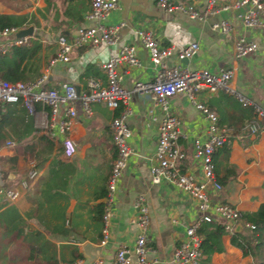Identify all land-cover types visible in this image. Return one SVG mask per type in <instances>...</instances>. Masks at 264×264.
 Returning a JSON list of instances; mask_svg holds the SVG:
<instances>
[{
  "label": "crops",
  "instance_id": "obj_1",
  "mask_svg": "<svg viewBox=\"0 0 264 264\" xmlns=\"http://www.w3.org/2000/svg\"><path fill=\"white\" fill-rule=\"evenodd\" d=\"M6 1L3 4L0 0V13L25 15L30 23L22 27H33L29 37L40 43L39 75L57 50V36L72 44L76 27L93 24L85 19L90 0ZM172 1L191 5L199 18L191 19L180 11L166 13L155 0H118L117 8L104 21L106 25H120L115 43L72 46L68 61L49 66L42 87L57 88L59 83L67 82L84 91L87 78L103 85L105 76L101 64L126 45L134 47L138 64L123 62L117 66L119 84L128 88L136 80H152L154 68L136 37L138 29H148L161 47L171 46L176 50L189 42L197 43L198 50L192 57L180 61L170 57L165 59L167 65L205 68L210 72L230 69V87L264 110V29L244 28L237 18L244 9H220L235 0H215L212 6L208 5L209 0ZM260 16L264 19V10ZM221 20L229 25L226 33L211 28ZM239 37L254 41L257 49L236 57L233 43ZM197 99L216 114L217 124L226 130L229 142L227 151L219 147L212 154L214 176L221 188L209 195L210 202L234 206L241 214L254 212L264 201V131H239L241 125L254 119L252 106H241L235 97L221 90L200 92ZM127 103L126 124L131 134L126 143L131 152L117 182L104 245H99L100 213L105 180L116 153L109 124L121 106L113 110L94 102L87 115L75 101L76 114L67 133L75 148L69 157L62 154L61 136L50 137L38 126L37 114L25 111L28 116H23L20 124L21 127L27 124V130L20 139L6 128L0 161L4 157L11 160H6L0 168L3 175L0 173V184L16 188L19 194L11 203L0 202V211L12 207L21 220V234L25 236L22 243L12 233L0 238V264H49L52 260L56 264L73 261L113 264L115 250L130 247L137 234L131 220L136 213L133 202L138 197L147 208L146 259L154 261L152 264H175L171 259L172 250L185 240L186 227L198 217L195 202L170 183L149 181L148 166L152 162L159 111L154 109L155 120H150L149 101L140 93L131 94ZM168 108L179 120L177 143L185 154L179 166L199 178V166L192 158V140L204 139L206 121L183 93L169 97ZM42 137L49 139V143ZM7 141L13 145L6 146ZM31 172L33 177L26 178ZM23 178L24 186L20 184ZM234 230L241 229L236 225ZM222 243L224 250L213 253L209 264H255L250 256H243L229 244L228 233L222 236Z\"/></svg>",
  "mask_w": 264,
  "mask_h": 264
},
{
  "label": "built area",
  "instance_id": "obj_2",
  "mask_svg": "<svg viewBox=\"0 0 264 264\" xmlns=\"http://www.w3.org/2000/svg\"><path fill=\"white\" fill-rule=\"evenodd\" d=\"M215 0H209L212 6ZM118 0H90L89 10L85 19L93 21L90 26H78L75 29L72 44L66 42L61 35L57 36V50L48 59L44 71L34 81H7L0 78V104L20 101L27 114L40 116L38 126L44 132L53 137L61 136V150L66 157L74 153V143L69 138L75 118L74 102L77 101L81 110L89 115L90 104L103 103L108 109H117L118 113L110 121L109 128L112 143L115 148L109 173L105 180V193L100 213V239L99 245H104L109 234V223L113 205L114 194L118 179L125 167L127 157L131 149L126 140L131 134L126 124L129 114L127 102L133 93L144 95L149 101L147 109L150 120L154 121V109H158L157 136L152 155V162L148 166L149 181L153 184L167 182L178 190L187 194L195 202L198 213L196 221L185 229V240L180 242L172 250L171 259L175 264H198L200 259V237L195 229L201 222H211L220 219L223 229L227 233L240 229L250 228L251 225L241 218L240 211L231 205L221 202H210L209 195L220 190V184L214 176L212 162L213 152L221 147L226 139V130L217 124L216 114L209 110L198 99L200 92L215 93L219 90L232 95L241 106H252L254 119L241 125L240 132L256 133L264 131V110L246 99L236 89L230 87L232 77L230 69H222L210 72L205 68H188L177 64L167 65L165 59L173 57L176 61L189 59L198 50L195 41L189 42L183 47L174 50L171 46H159L152 32L148 29H138L136 37L141 46L146 50L148 58L154 68V76L148 81H134L130 87L125 88L119 84L117 66L123 62L128 65H137L134 47L122 46L115 55L110 56L101 64L105 76L102 85L94 78H87L85 90L77 92L75 86L67 82H61L57 88L42 87L49 66L56 62L68 61L71 47L99 43L112 45L116 41V32L120 25H106L104 23L109 13L117 8ZM155 4L166 13L175 11L185 12L191 19L199 18L191 5H181L172 0H155ZM244 9L237 14L238 21L244 28L260 27L264 29V19L260 14L264 10V0H235L230 5H223L220 9ZM23 27H4L0 29V53L6 52L11 46L26 44L29 36L14 37L16 31ZM221 33H226L229 25L221 20L211 25ZM257 49V44L243 37L237 38L233 43V52L236 57L249 55ZM176 93H183L187 100L197 109L206 121L203 140H192V158L198 164L200 177L188 173L179 165L185 154L179 148L177 140L180 136L179 120L169 112L168 98ZM39 105L40 109H36ZM62 110V114L59 115ZM6 146H12V142H6ZM33 172L26 178L31 179ZM20 184L25 185V179ZM16 188H7L0 184V202L7 204L13 202L18 196ZM140 197L134 200L136 209L135 218L131 222L137 227V234L130 247H118L113 256V264H152L154 261L146 259L148 247L146 245V231L148 224L147 208L139 202ZM133 259V262H132ZM99 261L94 264H98ZM67 264H80L73 261Z\"/></svg>",
  "mask_w": 264,
  "mask_h": 264
},
{
  "label": "trees",
  "instance_id": "obj_3",
  "mask_svg": "<svg viewBox=\"0 0 264 264\" xmlns=\"http://www.w3.org/2000/svg\"><path fill=\"white\" fill-rule=\"evenodd\" d=\"M29 23L25 15L0 13V29L10 26L22 27ZM39 49V41L29 38L26 44L13 45L6 52L0 53V78L7 81H34L39 76L41 64L37 54ZM10 104L17 108L15 110L14 108L11 109ZM117 112L118 109L115 113L117 114ZM23 116L28 115H26L20 101L0 104V146L5 139L7 127L17 139L23 136V133L27 130V124L23 123L22 127L20 124V122H23ZM42 139L49 143V139L47 140L43 137ZM228 143L226 139L219 149L227 151ZM34 156L38 163L37 154L34 153ZM6 160L11 159L2 158L0 168ZM0 173L1 177H3L2 169H0ZM99 206L101 208V204ZM241 218L250 224L251 227L228 233L229 244L238 248L243 256H250L255 264H264V201L259 204L254 212L242 213ZM20 221L12 207H7L0 211V238L11 236L9 234L12 233L13 238H18L19 243H22L25 235L21 234L20 226L22 224ZM195 232L200 237V259L198 264H209V258L213 253H220L224 250L222 236L227 232L218 221L201 222L196 227ZM50 262L49 264H56L55 260Z\"/></svg>",
  "mask_w": 264,
  "mask_h": 264
},
{
  "label": "water",
  "instance_id": "obj_4",
  "mask_svg": "<svg viewBox=\"0 0 264 264\" xmlns=\"http://www.w3.org/2000/svg\"><path fill=\"white\" fill-rule=\"evenodd\" d=\"M33 27L31 25H28L24 28H20L16 31L14 34V37H23V36H30L32 34ZM75 91H78V87H74Z\"/></svg>",
  "mask_w": 264,
  "mask_h": 264
},
{
  "label": "rangeland",
  "instance_id": "obj_5",
  "mask_svg": "<svg viewBox=\"0 0 264 264\" xmlns=\"http://www.w3.org/2000/svg\"><path fill=\"white\" fill-rule=\"evenodd\" d=\"M1 2H2L3 4H6V3H7V1H6V0H1Z\"/></svg>",
  "mask_w": 264,
  "mask_h": 264
}]
</instances>
